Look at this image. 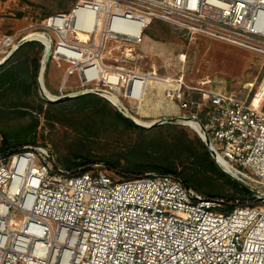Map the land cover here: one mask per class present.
<instances>
[{
    "label": "built area",
    "instance_id": "2783aa9c",
    "mask_svg": "<svg viewBox=\"0 0 264 264\" xmlns=\"http://www.w3.org/2000/svg\"><path fill=\"white\" fill-rule=\"evenodd\" d=\"M155 21L264 58V0H76L0 34V66L38 42L43 101L94 94L144 126L162 115L196 122L216 164L252 194L222 212L224 199L174 175L115 180L102 165L72 172L49 148L23 146L0 154V264H264V75L254 92L253 84L215 91L209 81L187 85L183 69L170 78L132 68ZM50 63L67 65L54 91L45 86Z\"/></svg>",
    "mask_w": 264,
    "mask_h": 264
},
{
    "label": "rangeland",
    "instance_id": "374dc122",
    "mask_svg": "<svg viewBox=\"0 0 264 264\" xmlns=\"http://www.w3.org/2000/svg\"><path fill=\"white\" fill-rule=\"evenodd\" d=\"M75 2L76 0H0V34H13L25 28L28 24L37 22L31 21L29 17L38 14L40 10L50 13V15L67 12ZM145 35L147 36L145 43L142 46H135L133 51L137 60L130 62L132 68L141 72L156 70L158 76L177 78V75L183 69L184 80L191 87H199L202 82L209 81L210 84L206 86L208 89L232 91L243 90L246 84H253V92L264 75L263 56L226 42L204 36L196 35L191 37L173 25L160 21H155L145 31ZM139 55L144 56V58L139 59ZM7 62L1 65L0 69L5 67ZM165 64L167 65L165 66ZM61 65V68H56L55 64H49L45 76V86L48 90H54V88L62 84L67 65ZM37 81L39 86V78H37ZM69 83H78L77 77H70ZM25 96L24 94L20 96L21 101L25 100ZM34 96L37 106L28 110L32 113L34 120L20 118L16 116V113H13L12 109H6L5 113L9 115L0 119V127L6 126L9 129H18L31 120L35 121L36 119L38 122L37 129L28 139L34 143L31 145L49 148L54 154L58 166L63 167L66 157L72 150L80 151L81 153H85L87 150V152L96 157L116 158L120 157L122 153L126 155L133 148H136L139 141L137 133L125 127L118 129L113 127H108V129L101 128L98 129V133L86 138L80 134L81 131L79 129L71 128L69 125L63 126L61 123L47 119L43 113H38V105L41 101L39 89ZM73 99L75 98L69 100ZM165 102L163 98L160 99L157 107L165 106ZM110 104L112 105V103ZM45 108L46 106H44ZM172 108L173 105L169 104V111ZM74 109L75 106L73 105L70 111L72 112ZM165 111L167 112L166 109ZM160 112L158 108L157 113ZM170 119H178V115L151 117L142 119V122L147 124ZM140 127L148 130L155 127L160 129H183L191 134L198 135L196 130L181 122H166L155 127ZM198 137L200 138L199 135ZM2 141L3 137L0 132V146ZM155 155L157 153L153 152V156ZM120 161L124 163L123 159H120ZM186 167L190 168L188 164H186ZM219 169L222 171L220 167ZM106 173L114 177L115 180H119L116 174ZM179 178L181 179V177ZM199 178L204 177L200 176ZM209 180L218 192L226 196H235L234 201L236 199H244L224 179H220L218 176H211ZM257 189L264 190L261 187H256ZM224 200L226 203L227 199L225 198Z\"/></svg>",
    "mask_w": 264,
    "mask_h": 264
},
{
    "label": "trees",
    "instance_id": "16d2710c",
    "mask_svg": "<svg viewBox=\"0 0 264 264\" xmlns=\"http://www.w3.org/2000/svg\"><path fill=\"white\" fill-rule=\"evenodd\" d=\"M48 15L50 13L40 10L29 19L38 22ZM42 51L43 47L38 42L25 43L13 54L7 65L0 69V119L9 115L5 113L6 109H12L16 116L34 120L32 113L28 110L37 106L34 95L39 89L37 78L40 73ZM22 94L26 95L24 101L20 98ZM40 100L39 114L43 113L47 119L61 123L63 126L69 125L71 128L79 129L83 137L95 135L98 129H108V127L116 129L125 127L138 135L139 141L136 148L116 158L96 157L87 150L85 153L72 150L62 167L65 170L83 172L93 165H102L103 170L116 174L119 180L140 178L150 174L174 175L181 177L185 186L208 198H226L225 207L220 209L222 212H230L234 209L235 196H226L218 192L209 180L211 176H218L231 184L244 197L241 199L243 203L247 198V194L241 187L219 169L207 146L198 135L183 129L156 127L149 130L142 129L121 114L106 99L94 94H85L73 100L55 103L45 102L41 97ZM73 105L75 109L71 112ZM44 106H46L45 109ZM32 120L18 129L0 127L3 137L0 154L34 144L28 138L37 129L38 122L36 119ZM153 152L157 155L153 156ZM120 159H123L124 163H121ZM186 164L190 168H187ZM200 176L204 178L200 179ZM249 200L251 205L256 204L254 200Z\"/></svg>",
    "mask_w": 264,
    "mask_h": 264
},
{
    "label": "water",
    "instance_id": "95a60500",
    "mask_svg": "<svg viewBox=\"0 0 264 264\" xmlns=\"http://www.w3.org/2000/svg\"><path fill=\"white\" fill-rule=\"evenodd\" d=\"M40 74V73H39ZM39 92H41V87H39ZM125 116V115H124ZM125 117H127V116H125ZM127 118H129V117H127ZM129 119H131V118H129ZM133 122H135L133 119H131ZM166 122H178V119H170V120H164V121H158V122H153L151 125H150V127H155V126H158V125H162V124H164V123H166ZM136 123V122H135ZM136 124H138L139 126H142V127H146V126H144V125H142V124H140V123H136ZM197 133H198V135L200 136V138H201V140L205 143V145L206 146H208V140L206 139H203L202 137H201V135L199 134V132L198 131H196ZM222 171L226 174V175H228L231 179H233L240 187H241V189L246 193V194H248V195H251L252 193H251V191L246 187V186H244L243 184H241L240 182H238L237 180H235L229 173H227L225 170H223L222 169Z\"/></svg>",
    "mask_w": 264,
    "mask_h": 264
},
{
    "label": "bare ground",
    "instance_id": "6f19581e",
    "mask_svg": "<svg viewBox=\"0 0 264 264\" xmlns=\"http://www.w3.org/2000/svg\"><path fill=\"white\" fill-rule=\"evenodd\" d=\"M108 99L110 100V101H112L113 103H117V99L115 98V97H112V96H108ZM147 100H149V99H147ZM171 105V104H170ZM142 113H144V114H147V111L146 110H142ZM182 121H185L186 123H187V125L189 126V127H191L192 129H194V130H199V126L197 125V123L196 122H194V121H191V120H182ZM139 122V121H138ZM226 171H228V169H227V167H223Z\"/></svg>",
    "mask_w": 264,
    "mask_h": 264
},
{
    "label": "crops",
    "instance_id": "0c3cea01",
    "mask_svg": "<svg viewBox=\"0 0 264 264\" xmlns=\"http://www.w3.org/2000/svg\"><path fill=\"white\" fill-rule=\"evenodd\" d=\"M54 90H55V88H54ZM54 90H53V91H54Z\"/></svg>",
    "mask_w": 264,
    "mask_h": 264
}]
</instances>
